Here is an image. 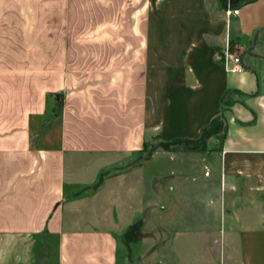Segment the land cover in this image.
I'll return each mask as SVG.
<instances>
[{
	"label": "crops",
	"instance_id": "0c3cea01",
	"mask_svg": "<svg viewBox=\"0 0 264 264\" xmlns=\"http://www.w3.org/2000/svg\"><path fill=\"white\" fill-rule=\"evenodd\" d=\"M213 1L0 0V264H117L120 233L96 227L103 217L95 209L119 176L102 183L101 170L95 177V166L90 176L81 169L95 155L139 151L150 129L197 138L184 122L186 102L175 90L168 97L178 110L168 103L165 82L188 75L185 66L209 63L225 95L222 105L218 95L205 102L203 114L222 106L225 134L217 152L194 155L203 172L189 176L194 191H206L219 228H203L196 240L237 241L235 264H264V0H236L228 23L225 14L215 22ZM181 19L188 25L175 24ZM214 39L222 46L216 53ZM226 39L239 73L225 72L218 58ZM152 82L162 83L156 95ZM160 174L162 190L167 176ZM86 190L93 198L81 197ZM162 204L157 230L176 241ZM186 232L191 239L197 230ZM162 243L157 264H177L176 247L167 254Z\"/></svg>",
	"mask_w": 264,
	"mask_h": 264
},
{
	"label": "rangeland",
	"instance_id": "374dc122",
	"mask_svg": "<svg viewBox=\"0 0 264 264\" xmlns=\"http://www.w3.org/2000/svg\"><path fill=\"white\" fill-rule=\"evenodd\" d=\"M242 1L245 0H240V2ZM170 5V9L174 8L173 3ZM227 5L230 8H235L238 2L236 0H219L213 1L210 6L208 5V9L213 13L215 22L219 18L217 17L218 14L221 15V18L223 17L225 13L219 11L226 8ZM182 6L183 9L189 11L192 5L183 2ZM181 20H177L175 24H178V26L183 25L184 27L188 25L183 19ZM216 27L215 39L218 36ZM225 34L223 33L224 38H226ZM215 39L212 42L213 44H210V47L216 53L219 52L218 50L222 46H220V43L217 44ZM223 45H225V41ZM209 64L197 66L195 71H191L189 67L185 66L183 73L188 75L184 76L182 73L183 75L178 78L179 73H177L178 75L172 76L165 82L167 102H172L175 109L178 110L179 104L175 105L177 99L174 100L170 96L168 97V92L176 90L179 93L177 98L180 103L186 102V106L189 107H187V110L191 112L190 119L184 122L187 121L186 123L189 127L194 129L195 134L192 136H198L197 138L193 139L190 136L173 137L169 131L150 129L145 132L146 144L142 153L137 151L130 155H95L94 161H87L85 163L87 164L86 168L81 169L86 176H90L88 167L89 165L95 166L94 169L92 167L95 177L101 170V174H99L101 177L100 182L107 175L112 178L119 176V180L116 183L111 182L113 181L112 179L110 181L111 184H109L115 190L105 192L101 197H98L102 205L101 208L99 207L100 209H95L96 214L100 213L103 217L101 223L95 225L96 227H111L120 233L118 238L121 240L118 242L119 258L117 264H121L120 257L123 254L126 258L124 264H157V246H159L160 241H163L166 245L167 254H169L168 248L170 245L176 247L179 253L177 264H235L239 258V243L237 241L203 242L196 240L197 234V237L201 236L200 233L203 228L207 226L213 228L215 224L219 228V217L217 218L214 212L206 210V205H208L206 191L201 190L199 186L198 190L194 191L195 187L189 176V174H195L194 172H203L199 163L194 161V155L204 154L207 151L217 152L224 131V122L221 118L222 106L217 113L214 112L212 115L203 114L206 106L205 102L209 103L212 97L216 101V96L218 95L220 96L218 101L222 105L225 95L224 91L223 93L222 91L220 92L221 84L218 80L219 75L216 73L217 65L210 66ZM193 75L195 76L193 77ZM161 84L158 82L150 83L151 91L155 92V95ZM153 98L154 94L152 93L151 100ZM179 109L183 112V105ZM205 130L208 138L205 146L206 150H190L192 141H196ZM186 164H188V167ZM182 167L185 170H181ZM188 169L190 171L185 173ZM174 170L180 171L175 176V181H177L172 184L171 181L174 174H171V172ZM161 171L165 172L167 180L165 189L159 190L158 182L162 179L160 176ZM120 174L126 175L120 178ZM186 176L188 179L181 186L180 183ZM169 177H171V180ZM88 180L90 181V179ZM168 181L171 183V188L174 186V191H168ZM95 185H97L96 181ZM182 192L185 193L184 197H181ZM83 196L91 197L92 195L89 190H86L85 194L81 195V197ZM67 198L70 199V196L68 195ZM105 201L108 203L107 207L105 206L107 205V203H104ZM162 201H166L169 207L168 213L160 216L164 220L169 221L167 229L175 230L179 233L176 236V241L168 233L165 235L159 234L157 230L159 207L164 206ZM81 203L84 204L86 201L82 199ZM148 206H151L149 212L143 211ZM86 212L90 213V211ZM147 216L149 217V224L146 223ZM83 225L86 226L85 228L94 226L87 223H83ZM190 228L197 230V232L193 233L194 235H192L191 239L186 232ZM228 252L232 257L227 258Z\"/></svg>",
	"mask_w": 264,
	"mask_h": 264
},
{
	"label": "built area",
	"instance_id": "2783aa9c",
	"mask_svg": "<svg viewBox=\"0 0 264 264\" xmlns=\"http://www.w3.org/2000/svg\"><path fill=\"white\" fill-rule=\"evenodd\" d=\"M237 12L238 11L236 9L230 8L227 5L225 12H224L225 17H226V23H228L229 17L231 15H236ZM218 58L221 61L225 72H227V73H239L242 71L239 55L230 50L228 39H226L222 53Z\"/></svg>",
	"mask_w": 264,
	"mask_h": 264
},
{
	"label": "trees",
	"instance_id": "16d2710c",
	"mask_svg": "<svg viewBox=\"0 0 264 264\" xmlns=\"http://www.w3.org/2000/svg\"><path fill=\"white\" fill-rule=\"evenodd\" d=\"M207 132L206 130L203 131V133L200 135V137L196 140V141H192V148L190 150H202V151H205V146H206V143L208 141V138H207ZM225 134V126H224V131L222 133V137H221V140L223 139V136ZM145 144L146 143H143V146L142 148L138 151L139 153H142L144 151V148H145Z\"/></svg>",
	"mask_w": 264,
	"mask_h": 264
}]
</instances>
